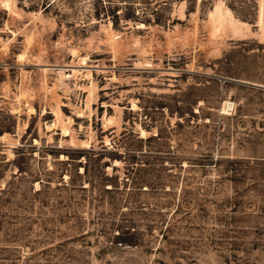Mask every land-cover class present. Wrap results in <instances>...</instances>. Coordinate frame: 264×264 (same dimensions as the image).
Wrapping results in <instances>:
<instances>
[{
	"label": "rangeland",
	"instance_id": "obj_1",
	"mask_svg": "<svg viewBox=\"0 0 264 264\" xmlns=\"http://www.w3.org/2000/svg\"><path fill=\"white\" fill-rule=\"evenodd\" d=\"M0 264H264V0H0Z\"/></svg>",
	"mask_w": 264,
	"mask_h": 264
},
{
	"label": "bare ground",
	"instance_id": "obj_2",
	"mask_svg": "<svg viewBox=\"0 0 264 264\" xmlns=\"http://www.w3.org/2000/svg\"><path fill=\"white\" fill-rule=\"evenodd\" d=\"M219 12V9H218V7H216L215 8V10H212L211 12H210V15H211V17H214L217 13ZM228 13H230V11L228 12ZM231 19H232V21H234L235 22V25H238V26H240L241 27V25L240 24H247L246 22H243V21H240V20H237V19H234L232 16H231ZM218 20V19H217ZM221 20V19H220ZM223 22V21H222ZM219 23V22H218ZM228 23V22H227ZM237 23V24H236ZM216 25H218V24H216ZM221 25V24H220ZM231 25V24H230ZM243 25V26H244ZM231 27V26H230ZM233 27V26H232ZM231 27V28H232ZM235 27V26H234ZM237 27V26H236ZM217 28V27H216ZM243 28H245V27H243ZM247 28V27H246ZM241 29H242V27H241Z\"/></svg>",
	"mask_w": 264,
	"mask_h": 264
}]
</instances>
